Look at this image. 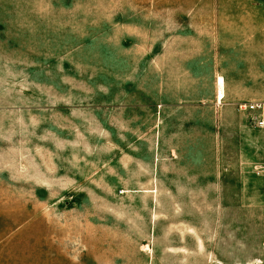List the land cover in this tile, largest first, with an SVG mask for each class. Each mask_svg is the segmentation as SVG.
I'll list each match as a JSON object with an SVG mask.
<instances>
[{
	"label": "rangeland",
	"instance_id": "obj_1",
	"mask_svg": "<svg viewBox=\"0 0 264 264\" xmlns=\"http://www.w3.org/2000/svg\"><path fill=\"white\" fill-rule=\"evenodd\" d=\"M260 99L264 0H0V264H264Z\"/></svg>",
	"mask_w": 264,
	"mask_h": 264
},
{
	"label": "built area",
	"instance_id": "obj_2",
	"mask_svg": "<svg viewBox=\"0 0 264 264\" xmlns=\"http://www.w3.org/2000/svg\"><path fill=\"white\" fill-rule=\"evenodd\" d=\"M239 108L246 114L253 127L259 132L261 136L262 157L259 163V171L264 182V100L260 99L244 102L239 105ZM262 201L264 203V190Z\"/></svg>",
	"mask_w": 264,
	"mask_h": 264
},
{
	"label": "bare ground",
	"instance_id": "obj_3",
	"mask_svg": "<svg viewBox=\"0 0 264 264\" xmlns=\"http://www.w3.org/2000/svg\"><path fill=\"white\" fill-rule=\"evenodd\" d=\"M218 92L222 95L223 94V86H224V82L223 79L220 77V79L218 80Z\"/></svg>",
	"mask_w": 264,
	"mask_h": 264
}]
</instances>
